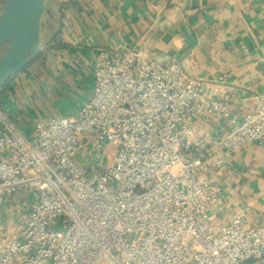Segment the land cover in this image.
Returning a JSON list of instances; mask_svg holds the SVG:
<instances>
[{"label":"built area","instance_id":"built-area-1","mask_svg":"<svg viewBox=\"0 0 264 264\" xmlns=\"http://www.w3.org/2000/svg\"><path fill=\"white\" fill-rule=\"evenodd\" d=\"M203 90L173 62L102 53L93 95L75 117L36 123L27 141L0 109V264L264 260V227L239 216L214 221L221 189L208 176L227 167L215 147L264 146V93L251 98L237 128L215 140L189 125L228 116L226 100H208ZM20 191L33 199L12 236L1 208Z\"/></svg>","mask_w":264,"mask_h":264},{"label":"crops","instance_id":"crops-1","mask_svg":"<svg viewBox=\"0 0 264 264\" xmlns=\"http://www.w3.org/2000/svg\"><path fill=\"white\" fill-rule=\"evenodd\" d=\"M45 2L37 57L0 89V109L27 141L36 123L73 118L90 100L102 53L173 62L204 84V98L226 100V118L208 114L189 124L215 140L237 128L251 98L264 93V0ZM213 152L227 164L208 173L221 189L214 221L239 216L264 227V146ZM32 199L23 191L6 198L1 214L10 235L23 229Z\"/></svg>","mask_w":264,"mask_h":264},{"label":"water","instance_id":"water-1","mask_svg":"<svg viewBox=\"0 0 264 264\" xmlns=\"http://www.w3.org/2000/svg\"><path fill=\"white\" fill-rule=\"evenodd\" d=\"M45 0H5L0 14V89L40 51V21ZM264 264V260L254 263Z\"/></svg>","mask_w":264,"mask_h":264},{"label":"rangeland","instance_id":"rangeland-1","mask_svg":"<svg viewBox=\"0 0 264 264\" xmlns=\"http://www.w3.org/2000/svg\"><path fill=\"white\" fill-rule=\"evenodd\" d=\"M4 6H5V0H0V14L2 13V11L4 9ZM46 14H47V11H44L43 15L46 16ZM3 51H4V49L0 51V57L2 56ZM90 144L94 148H97V151H99V152H103V153L108 154V155H112L113 154V150L111 149V147L107 148V147L99 145V144H97L95 142H91ZM128 238H131V237L128 236ZM100 264H104V263H100Z\"/></svg>","mask_w":264,"mask_h":264}]
</instances>
